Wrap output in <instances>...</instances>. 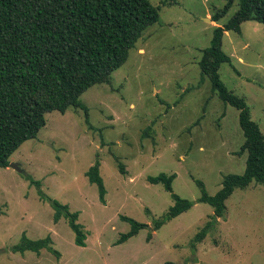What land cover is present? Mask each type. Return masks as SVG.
<instances>
[{
	"label": "rangeland",
	"instance_id": "obj_1",
	"mask_svg": "<svg viewBox=\"0 0 264 264\" xmlns=\"http://www.w3.org/2000/svg\"><path fill=\"white\" fill-rule=\"evenodd\" d=\"M150 1L160 7V21L113 72L112 83L81 96L88 116L79 108L48 113L38 137L11 156L21 171L0 167V264H264V185L256 181L237 188L225 217L203 242H194L214 214L199 201L196 180L214 195L227 174L246 168L239 110L219 98L199 65L215 27L234 16L239 0L219 22L213 17L228 0ZM223 49L232 62L221 66V79L245 97L264 133V25L246 21L241 33L227 31ZM98 158L105 204L86 175ZM161 173H175L173 191L194 205L150 240L155 220L174 204L163 184L148 181ZM51 199L80 212L85 246L76 243L67 218L55 222ZM123 215L147 227L117 244L131 230ZM24 234L33 240L50 235L61 255L12 251Z\"/></svg>",
	"mask_w": 264,
	"mask_h": 264
},
{
	"label": "trees",
	"instance_id": "obj_2",
	"mask_svg": "<svg viewBox=\"0 0 264 264\" xmlns=\"http://www.w3.org/2000/svg\"><path fill=\"white\" fill-rule=\"evenodd\" d=\"M234 2L228 0L213 20L219 22ZM159 21L160 7L150 0H0V167H9L12 154L27 140L38 137L48 122V113L64 114L79 108L88 116L89 108L81 96L94 85L112 83L113 72L127 62L138 40ZM246 21L264 25V0H239L234 16L215 27L211 44L203 49L199 61L213 91L239 110L245 136L241 153L247 152V160L245 171L227 174L214 195L208 193L202 180H196L201 189L199 201L214 209L212 219L197 233L196 244L204 241L218 218L225 217L226 201L237 188H246L253 181L264 185V133L253 119L245 97L229 90L220 75L221 66L232 62L223 49L226 32L241 33ZM100 161L98 158L86 175L97 185L100 201L105 204L107 189ZM121 169L125 172L123 166ZM176 176L161 173L148 177L150 183L163 184L174 200L169 211L155 220L150 240L154 231L194 205L173 191ZM31 181L41 187L40 181ZM51 203L55 222L67 218L76 233V243L85 246L87 236L78 222L80 212H72L69 205L58 200L51 199ZM121 217L131 224V230L122 234L117 244L147 227L131 217ZM52 242L50 235L33 240L24 234L12 251L40 253L48 249L60 256Z\"/></svg>",
	"mask_w": 264,
	"mask_h": 264
},
{
	"label": "water",
	"instance_id": "obj_3",
	"mask_svg": "<svg viewBox=\"0 0 264 264\" xmlns=\"http://www.w3.org/2000/svg\"><path fill=\"white\" fill-rule=\"evenodd\" d=\"M10 166L13 167V168H15V169L18 170V171H21V169H20V167L18 166L17 163L11 162V163H10Z\"/></svg>",
	"mask_w": 264,
	"mask_h": 264
}]
</instances>
